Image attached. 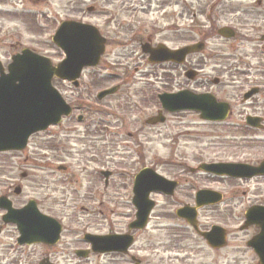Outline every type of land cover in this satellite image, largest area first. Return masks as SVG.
<instances>
[{
	"label": "rangeland",
	"instance_id": "1",
	"mask_svg": "<svg viewBox=\"0 0 264 264\" xmlns=\"http://www.w3.org/2000/svg\"><path fill=\"white\" fill-rule=\"evenodd\" d=\"M139 1L147 8L143 10L146 14L158 12L153 20L141 18L134 12L136 0H44V17L39 16V38L28 34L27 28L15 23L16 20H7L5 13L0 14V58L8 56L12 42H20L24 47L38 44L40 52L57 64L64 57L51 40L58 20L79 19L82 16L95 24L105 36L121 44L106 49L101 64L84 72L82 83L93 84V94L121 80H127L129 84L117 96L102 103L105 111L113 110L116 115L108 116L107 126L111 134L100 132L99 136H95L94 132L85 133L77 139V147L65 142L58 146V139L54 144L47 134L38 135L32 138L24 153L0 154V196L9 195L17 207L36 199L40 209L60 219L68 232L74 227L83 230L88 222L103 221L93 214L102 207L101 210L114 223L118 217L113 228L121 230L125 228V218L132 211L130 176L145 167L153 168L167 178L184 175L187 181L180 180L175 197H155L162 208L158 215H163L160 216L163 218L166 211L175 214L179 206L192 205L196 189L210 188L229 198V195H237L234 200L226 201L220 212L212 213L205 209L199 219L202 226L217 223V219L228 225L230 247L216 253L194 236L185 234L182 242L176 241L173 245L167 239L175 231L164 228L163 223L153 219L149 229L138 236L135 251H139L140 256L150 263L161 262L160 259L164 258L165 262L174 264L180 263L181 259H185L184 264H259L258 258L245 246L256 230L240 232L239 229L245 211L252 204L264 203V179L239 181L214 178L198 168L202 163L254 164L264 160V131L252 132L239 127L242 116L250 113V109L254 113L264 112V100L260 98L256 108H252L250 102L243 104L241 93L247 87L240 91L238 83L235 88L225 87L228 93L221 95L232 101L234 115L230 123L214 125L203 121L197 113L164 112L165 123L147 126L145 121L162 109L154 95L170 90L168 72L171 69L168 66L153 69L137 44L124 47L123 43L129 42L139 31L143 38L152 35L154 44L164 42L169 47L185 41L196 42L199 40L196 30L201 29L199 24H206L207 17L211 16L218 27L231 26L237 38L226 40L216 36L207 41L204 61L264 62V50L260 48L264 47V42L260 40L264 33V0H182L186 7L180 0H154L148 4ZM258 1H262L260 9L253 7ZM90 6L95 8L91 13L87 11ZM37 10L40 11L39 6ZM8 27L13 31H7ZM18 29L27 34L15 37ZM212 75L219 76L217 72ZM53 83L64 97H68L69 85L60 80ZM130 86V95L126 96V89ZM115 120L118 122L111 124ZM70 156H73L72 161L68 159ZM60 165L68 169L67 174L59 171ZM83 167L88 171L81 172ZM101 168L112 173L108 189L104 187V178L98 174ZM15 187L22 189L19 195L13 193ZM2 214L0 211V227L5 228ZM171 221L176 222L174 218ZM225 224L222 226L225 227ZM64 236L62 245L48 254L39 245L18 250V232L12 225L5 228L0 241L8 248L13 246V252L9 251L11 255L7 253V262L12 261V264H38L44 256H51V261L56 264H93L73 254L75 249L84 246L78 243L81 235L77 238L70 233Z\"/></svg>",
	"mask_w": 264,
	"mask_h": 264
},
{
	"label": "water",
	"instance_id": "2",
	"mask_svg": "<svg viewBox=\"0 0 264 264\" xmlns=\"http://www.w3.org/2000/svg\"><path fill=\"white\" fill-rule=\"evenodd\" d=\"M220 34L226 38L234 36L229 29H222ZM53 42L64 52L66 59L53 66L50 59L24 50L22 54L13 57L4 74L0 63V152L22 151L28 139L35 133L45 131L49 126L57 125L63 116L71 114V107L61 94L53 87L55 78L73 82L77 80L85 67H96L104 54L105 40L98 30L92 26L67 22L62 25ZM203 45L195 48H184L170 51L165 46L151 49L146 45L143 50L150 54V62H178L185 60L186 55L194 49L200 51ZM193 76H190L192 78ZM117 88L102 92L99 99L114 94ZM163 109L172 113L181 111L201 112V118L208 121H225L229 114V105L217 103L210 95L197 96L190 92L164 94L160 96ZM259 119H249V124L257 126ZM164 118L151 119L149 124L163 123ZM200 170L206 173L233 178H253L264 175V162L259 167L239 164H202ZM109 174H106L108 177ZM176 183L168 181L152 169L142 170L134 183L133 204L138 208L137 221L131 229H142L146 225L154 202L150 201L152 192L172 194ZM18 192V191H17ZM220 194L212 191H200L197 194V208L216 204ZM0 209L6 210L3 217L5 223L15 224L20 232L19 244L32 245L44 243L55 245L62 231L61 226L53 219L42 215L34 201L22 209H13L12 203L6 198H0ZM178 216L196 227V208H184L178 211ZM246 226L255 225L260 233L248 243L264 264V207L255 206L246 213ZM208 244L219 248L225 244L224 230L214 227L211 233L203 234ZM132 242L131 237H105L93 241L95 249L104 251H126ZM84 256L83 252H78ZM48 260L41 264H48Z\"/></svg>",
	"mask_w": 264,
	"mask_h": 264
},
{
	"label": "flooded vegetation",
	"instance_id": "3",
	"mask_svg": "<svg viewBox=\"0 0 264 264\" xmlns=\"http://www.w3.org/2000/svg\"><path fill=\"white\" fill-rule=\"evenodd\" d=\"M152 1L154 0H143V2H147V4L148 2H152ZM180 1L183 3L184 7H186V3L183 2L182 0ZM43 3H44V0H0V8H1L0 14L5 13L7 20H10V18L13 20H16L15 23H19L22 25V27L27 28L28 34H31L32 36L39 38L41 35V30H38V28L41 26L39 22V16L41 15L42 17H44V11H43L44 4ZM134 5H135L134 12L140 15L141 18H145V19L149 18V20H153L158 14L157 11H150L148 14H146L145 11L143 10L147 8L144 7L145 5L143 3L140 4L139 0H136V2H134ZM261 5H262V1H258L257 5L253 7L256 9H260ZM38 6L40 8V11L37 10ZM94 10L95 8L91 6L87 8V11L90 13L93 12ZM84 12H86V10L83 11V13ZM195 16L196 14L194 15V17ZM111 18L112 16H110V19ZM83 20H84V23L91 24V22L87 21L84 17L82 18L81 16L79 21L83 22ZM112 21L113 20L108 21L107 24H110ZM208 21L209 22H207L206 25H203V27L204 28L206 27V29L198 31L200 41L205 44V47L207 46V41L216 37L219 31V27L215 21H212L210 19ZM60 23L61 21L58 20L57 26ZM8 28H7V31H10V30L13 31V28H10V27ZM24 33L26 32L18 29L16 34H14V36L17 38H21L24 36ZM101 34L106 40V49H108L109 47H112L113 45H121L120 43L117 42L116 39H111L110 36L108 35L105 36L102 33V31H101ZM140 35H141V31H139L138 34L134 36L133 40L130 39L129 42L125 41V43H123V46L124 47L131 46L134 43V45L137 44L139 46L140 51L142 52L143 48L146 46L147 43H149V45L152 47H157L160 44H166L164 42L154 44V39L152 35H147L145 38H143L142 35L141 36ZM205 35L206 37L204 38ZM139 36L140 38H138ZM193 43L190 41H185L181 43L180 45L171 47V49H180V47L190 45ZM11 48H12L11 52L8 54V56L5 59L0 58L1 67L4 73L7 72V68L9 64L11 63L12 58L18 55L19 53H21L24 49H30L35 53L42 54L40 52V47L38 46V44H31L29 46L24 47L23 44L20 42H12ZM262 49L264 50V47H262ZM204 52L205 50H203L200 53H194V54L189 55L183 64L172 63V62L165 64L166 66L169 67V70L171 69V72H168V73L170 76L169 89L172 93L183 91V90H190L197 95H201V94L211 95L215 97L216 101L218 102H228L231 106V112L229 116V121L227 123L231 122L233 115H234V109H233L232 101L230 100L229 97L228 99L231 102H229L228 99L221 97V95H225L226 93H228L225 87L235 88L237 87L238 83L240 84V91L244 87H247L246 90L244 89H243L244 91L242 90L243 96L246 93L255 92L256 95L252 96L248 102H250V104L252 105V108H256L257 106H259L260 98L264 100V62L245 61V62L220 63L217 61H204L203 60ZM144 58L148 60L147 56H144ZM124 70H126V68H124ZM188 71H191L190 74L194 77L192 80L188 79V77L186 76V73ZM214 72H217L219 76H213L212 73ZM225 77H228V78H225ZM227 80L229 82L225 83ZM242 80L244 82L240 83V81ZM124 81L125 82L122 84V86L120 85L121 87L120 92L129 85L127 80H124ZM165 86L167 87L168 85H165ZM131 89H132L131 86L126 89V96H127V93L131 91ZM92 97L93 96L89 94V90L88 88H86V86L82 87V85H80L78 88H75L70 84L67 99L73 108V114L68 118H64L62 123L59 126L54 128L55 131H53V133L46 131L44 132V135L47 134L49 138H52V140L54 141V144H56V139H58L57 141L58 146H60L61 144H63V142H65V143L70 144L71 146L77 147L79 144L77 139L82 138L85 135V133L94 132L95 136H99L100 132H105V134L110 133L108 132V129L110 127L107 126L108 116H113V115L101 109L90 107L89 102L92 101ZM101 103H103V101L97 102V104L99 105ZM250 104L248 106H250ZM249 111L251 112L246 113L245 115L242 116L243 120H241L240 122L241 125L239 127H241L242 129L246 131H252V132L264 131V112L254 113L252 109H250ZM248 116L260 118V121H259L261 123L260 127L255 128V127H250L247 124H243L244 121H246ZM117 122L118 121L115 120L111 124L117 123ZM116 129H118V127H116ZM40 134H43V133H40ZM40 134H37L35 136H38ZM116 134H119V133L116 132ZM68 159L72 161L73 156L68 157ZM26 161H28V159ZM258 164H260V162H257L253 165H258ZM63 171L67 174L68 169L64 168ZM132 181H134V179H132ZM176 181L180 185V181L178 180ZM131 187H132V184H131ZM158 196L164 197L163 195L157 194V193L151 196L152 199L156 202V205L154 209L152 210V212L150 213V216L148 218V224L146 225L144 230L130 229V225L132 224V222L136 220V214H137V210L133 206H132V211L130 215L127 218H125L126 220H124L125 228H121V230H118L117 228H113V226L117 225L116 222L118 221L116 220L118 217H116V220L114 223L113 221L110 220V216L105 211L101 210L102 207H99L96 211H94L93 214H97L98 218L102 219L103 221H99L98 223L88 222L87 225L83 228V230H78L77 227H74L71 229L70 232H68V229L63 226V232L61 235V239L57 245L55 246L40 245V246L45 251H47V254H48L50 251H53V250L55 251L58 247L62 245L63 238L65 237L64 235L70 233L71 236L74 235L75 238H77V236L81 234V237H80L81 240H78V243H81L84 246L78 249L85 251L86 252L85 260L92 261L93 264H174L170 262H165L164 258L160 259L161 262H155V263L147 262L145 259H143L140 256V252L135 251L134 249L137 246L138 236H140L141 233H145L149 229L154 219L156 221H160L159 224L163 223L164 228L175 231L167 239L168 242L173 243V245L177 243L176 241L182 242L184 234H185V235L194 236L195 238L200 240L209 250H212L213 252H216V253L225 251L226 249L230 247L231 233L227 229V227H229L228 225H226L224 222L223 223L219 222V220L217 219L216 220L217 223H212L208 226H202L199 220L201 218V212H203L205 209L211 210L212 213H215L214 211L220 212V207H222L221 204L217 206H213V207H204L198 211V215H197L198 229L196 230L192 228L186 222L185 219H181L176 215V210L178 208H176L175 214L169 211H166L167 213H165L164 217L160 218V216H163V215H158L159 211H162L161 210L162 208L159 207L160 201L155 199V197H158ZM229 196L230 198L227 195H224L223 199L224 200L226 199L227 202H230V199L234 200V197H237V195L236 196L229 195ZM263 204H252L247 210H249L253 206H259ZM194 205H195V201L193 203V206ZM246 211L244 213V220L239 230L240 232H250L251 230L255 229L256 233L254 235H256L258 233V230L256 227L246 226V222H245ZM172 218H174L176 222L171 221ZM214 218L216 217L214 216ZM214 218L213 220H215ZM230 219L233 223L234 218L232 214H231ZM223 224H225L226 226L223 227L222 226ZM3 225L5 228L8 226L5 224ZM216 225L222 227L224 230L225 244L222 247L212 249L207 245L206 241L202 238L201 234L210 232L212 228ZM71 226L72 225H69V227ZM5 228L0 227V236L2 235ZM110 235H118V236L128 235L132 238V245L128 248L126 252L121 251V250L111 251V252L109 251L100 252V250H97L94 248L91 238L99 237V236H110ZM254 235H251L245 244L246 248L249 249L253 253L254 251L250 247H248V243L249 241L253 239ZM86 236L88 237L87 239H85ZM0 245H1L0 264H12V261L7 262V253L9 251L13 252V246L8 248L7 244L1 241H0ZM19 248L24 250L28 247H21L17 245L18 250ZM76 250L77 249H75L73 253L75 254V256H77ZM9 254L11 255L10 252ZM2 257H4V259H2ZM45 260L49 261L48 264L50 263L56 264L51 261V256L42 257V259L39 261L38 264H40L41 261H45ZM184 260L185 259H181L180 263L178 264H184Z\"/></svg>",
	"mask_w": 264,
	"mask_h": 264
}]
</instances>
